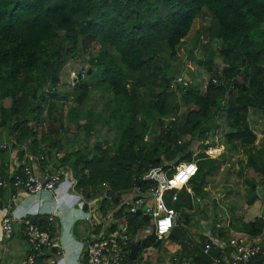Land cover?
<instances>
[{
	"label": "trees",
	"instance_id": "1",
	"mask_svg": "<svg viewBox=\"0 0 264 264\" xmlns=\"http://www.w3.org/2000/svg\"><path fill=\"white\" fill-rule=\"evenodd\" d=\"M204 10L212 14L213 24L198 65L211 72L213 60L221 56L224 67L217 74L219 84L211 82L203 94L194 82L186 83L178 95L169 91L171 79L164 59L167 52L171 58L177 55ZM85 39L87 53L81 58L75 51ZM69 59L88 62L96 74L95 85L85 81L65 95L77 102L68 114L69 126H78V131L88 136L89 128L100 125H114L118 132L115 154L110 143L97 142L92 151L82 144L54 160L56 168L74 171L76 191L85 198L96 197L104 184L114 194L130 189L137 175L166 161L191 162L194 141L201 142L204 149L215 146L210 134L219 114L225 115L228 143L252 145L257 140L248 118L250 110L264 112V0H0V131L6 129L17 144L12 150L18 151L19 158L27 152L45 153L40 149L42 142L58 147L52 143L51 134L59 129H50L43 137L41 128L58 106L60 73ZM240 76L242 82L238 81ZM48 82L51 92L46 91ZM94 94L101 95L104 111L86 115L85 105L94 100ZM192 105L197 110L179 116L182 107ZM81 117L91 120L90 126L80 124ZM149 118L171 123L167 132L160 125L153 144L147 142ZM66 145H77V139H70ZM217 150L211 149L210 154L219 155ZM198 159L191 188L206 198L207 176L219 162L201 153ZM256 161L251 159L252 164ZM13 171L21 172L22 167L15 164ZM256 171L262 179L252 183L250 204L259 199L258 185H264V161ZM8 178L5 173L3 179ZM175 192L165 195V203L182 211L188 223L194 208L192 199L183 189L173 202ZM104 205L108 206V201ZM262 205L264 208V199ZM213 214L214 227L217 223L231 224L220 230L223 239H228L231 231L251 238L264 235V209L248 224H239L234 214L224 218L217 210ZM128 217L139 233L149 226V220L140 215ZM188 224H179L162 242L151 235L141 244L144 248L154 243L158 248H173L181 260L191 264H215L225 258L230 261V253L205 235L200 236V242L188 238L183 232ZM261 259L264 257L250 264Z\"/></svg>",
	"mask_w": 264,
	"mask_h": 264
},
{
	"label": "built area",
	"instance_id": "2",
	"mask_svg": "<svg viewBox=\"0 0 264 264\" xmlns=\"http://www.w3.org/2000/svg\"><path fill=\"white\" fill-rule=\"evenodd\" d=\"M89 71L71 72L69 85L74 89L79 83L87 81ZM186 77L177 76L171 83L170 89H177L185 85ZM213 85H218L217 78L212 80ZM62 134L63 130L59 129ZM17 146L15 142L0 144V150H9ZM211 149H222L219 147H207L205 152L208 156ZM219 154V155H220ZM191 162H164L137 175L130 189L120 193H113L111 187L104 184L101 192L90 199L79 194L86 209L84 220L91 226L94 233L92 238L85 237L86 255L88 264H127L130 261L133 245H141L142 242L154 235L156 242L166 240L182 220V211L169 208L165 203V195L172 194L173 202L178 200V193L187 189L195 207L202 206L204 199L196 195L191 188V182L198 173L199 159ZM213 157V156H212ZM208 159V157H206ZM48 160L47 155L42 152L34 155L27 152L21 160L22 171L11 173L8 179L0 178V190L8 193L6 214L1 221V231L4 240L10 241L16 233L15 220L12 216L14 211L13 202L17 194L32 197L42 193L53 194L58 186L65 180L72 178L74 189L76 190L77 180L74 178V171L69 167L56 168L51 166L46 169L44 175L35 172L36 165L44 164ZM257 192H264V185L257 187ZM259 196V195H258ZM108 201V206L104 205ZM4 202V196L0 194V204ZM111 203V204H110ZM183 210V209H182ZM130 215H140L141 218L149 220V226L139 233L138 226H131ZM220 216V215H219ZM225 216L230 214L225 211ZM230 223H227L229 227ZM56 228L54 217H50L47 226L41 227L38 224L26 220L24 222L23 237L29 245L31 252L28 258L19 264H39L47 254L48 250L61 249V246L51 237L52 231ZM239 237L230 241V261L229 264H250L252 261L264 257V243L252 241L246 234L239 233ZM136 237V244L133 242ZM258 240V238H255ZM210 249L207 246L206 252ZM61 254L58 251V255ZM175 264H191L190 261L181 260L178 256L173 258ZM51 264H56L54 261Z\"/></svg>",
	"mask_w": 264,
	"mask_h": 264
},
{
	"label": "rangeland",
	"instance_id": "3",
	"mask_svg": "<svg viewBox=\"0 0 264 264\" xmlns=\"http://www.w3.org/2000/svg\"><path fill=\"white\" fill-rule=\"evenodd\" d=\"M195 22L196 23L192 28L191 34H189L178 47L177 55L171 58L169 57L170 53L167 52L164 60L166 71L171 79V82L177 76L189 77L190 80L187 83L194 82L196 89L205 94L208 90L209 84L213 79L217 78V74L222 71L224 64L222 57L218 55L213 60L211 72L198 65L199 60L202 58V46L207 44L209 41V31L213 24V16L208 10H204L202 15ZM196 45L198 46L195 47ZM87 48L88 42L85 39L82 41L79 49L75 51V54L82 58L84 54L87 53ZM85 69L89 72L92 69L90 68L88 62L81 59H69L64 68L61 70V85L57 89L59 94V98L57 100L58 106L51 114H49V116H47V118H45V120L47 119L48 121H43L44 124L41 128V135L44 137L47 134L46 136H48L50 134V129H62L63 134H66L65 139L62 140L64 141V144H67L70 139H77V145L67 146L68 149L66 150V153L72 150H78L80 148L79 145L82 144L92 151L97 142H108L113 147V153L115 154V149L117 148L118 143V132L114 125H100L95 127V129L89 128V136L83 130L78 131V126H69L68 114L73 108L77 107L76 100L73 98H65V95L73 90L69 85L70 74L71 72H81ZM38 70L41 71L42 66H40ZM95 80L96 74L93 73L88 76L86 83L93 86L95 85ZM242 80L243 76L238 77V81L242 82ZM183 86L184 85L177 89H170L169 85V91L180 95V89ZM46 91H52V85L49 82L47 83ZM94 91L99 93L97 88H95ZM92 98L94 100L89 101V103L85 105L84 110L86 111V115L89 111L99 115L104 111L103 103L100 102L101 95L94 94ZM9 105V102H7L6 107H9ZM192 110H197V108L193 105L187 108L182 107L179 112V116ZM82 119L83 117H81L79 121ZM90 121L91 120H88L87 118L85 121L82 120L80 124H89L90 126ZM93 121L94 125H97V122L95 120ZM160 122V119L155 118H149L148 120L147 134L149 137L147 142L150 144L157 142L156 135L160 125H162V130L165 132H167V130L171 127L169 120L162 122V124ZM248 122L251 130L257 137V140L252 145L244 144L239 141L232 143H228L226 141L228 128L225 123L224 114L216 116L210 134L212 140L215 142V146L222 149V153L220 155L210 157L205 152L203 146H201V142L194 141L192 143L190 151L195 154L194 159H198L201 153L205 154L208 159L219 162L216 170L212 171L207 176L204 188L206 198H203V205L198 206L197 208L195 207V212L191 214L193 216L192 220L195 227L191 224L184 226V233L186 236L195 242L199 241L201 233H204V231H208L214 227V210H217L219 214L222 213L221 215H224L225 211H227L230 215L234 214V217L238 218L239 224L242 222V224L254 222L259 217H257V215L260 214V210L259 212L249 213L248 207L253 205L249 203L252 199V183L259 182L258 179H262L256 170L260 166V163L264 161V112L250 110ZM3 132H6V135L8 134L6 129H2L0 131V136ZM59 136L63 135L59 132L51 134V138L53 140L52 143L59 140ZM11 142L14 141L10 140L9 142L3 143ZM44 144L48 149L47 152L51 156V159H59V157H56L55 155L52 156V153L50 152L51 147H49L51 143L46 141ZM254 158H257V161L255 164H252L251 159ZM247 219L249 220L248 222ZM232 221L233 218H231V223ZM181 223H185L183 217L180 224ZM222 224L224 226L223 228H228V226L226 227V224Z\"/></svg>",
	"mask_w": 264,
	"mask_h": 264
},
{
	"label": "crops",
	"instance_id": "4",
	"mask_svg": "<svg viewBox=\"0 0 264 264\" xmlns=\"http://www.w3.org/2000/svg\"><path fill=\"white\" fill-rule=\"evenodd\" d=\"M189 34H191V32ZM62 135L63 136H59V140L54 143L57 144L58 147L49 146L51 147L50 152L52 156L55 155L59 157V160L66 155V150L68 149L67 145L62 141L65 139L66 134L64 135L62 133ZM39 140L42 142L41 135L39 136ZM9 141V134L6 135V132H3L0 136V143ZM40 149L45 150V154L48 150L43 142ZM217 151L221 152L219 149ZM46 155L48 157L47 163L36 165L35 167V172L38 175H44L46 169L55 166L54 160L57 161V159H51L49 153ZM21 160L22 158L18 157L17 150H12V148L9 150H0V178H3L5 173L10 175L14 172L15 164L21 167ZM73 183L74 181L72 178L65 180L58 186L53 194L42 193L38 196L28 198L22 194H17L13 202L14 211L12 212L16 225V233L14 237L7 242L2 235L1 221L6 214L8 193L4 192L2 194L4 196V202L0 204V264H19L25 261L31 249L23 237L24 222L30 220L44 228L47 226L50 217H54L56 222V228L52 231L51 237L61 246V249L48 250L46 256L39 264H51L53 261L56 264H87L86 244L83 238H92L94 233L91 226L84 220L86 209L82 201L79 200V193L74 189ZM257 194L259 195V199L255 201L252 206L250 205L248 209L249 213L259 212L260 210V214L257 215V217H260L264 209L262 205L264 193L261 192L259 194L257 192ZM221 214L222 213L219 214L220 217H222ZM192 219L193 216L188 223L195 227ZM248 221L247 219V222ZM188 223L185 222V224ZM221 224L222 223H217L215 227L208 231H204L201 235H205L214 245H220L231 254L230 241L238 238L240 234L231 231L228 239H223L220 230L224 226ZM227 226L226 224V227ZM136 239V237H133L134 244H136ZM252 241H261L264 243V235L258 238V240L252 238ZM58 251H60L61 254L58 255ZM177 255V251H174L173 248H165L164 246L158 248L157 243H154L143 248V250L138 253L137 259H130L127 264H175L173 258ZM215 264H229V262H227L225 258L223 262H216Z\"/></svg>",
	"mask_w": 264,
	"mask_h": 264
},
{
	"label": "water",
	"instance_id": "5",
	"mask_svg": "<svg viewBox=\"0 0 264 264\" xmlns=\"http://www.w3.org/2000/svg\"><path fill=\"white\" fill-rule=\"evenodd\" d=\"M91 74H92V71L89 72V75H91ZM186 80L189 81V80H190L189 77H186ZM141 250H143V247H142L141 245H138V244L133 245V246H132V251H131V256H130V258H131L132 260H136V259H137V256H138V253H139ZM253 264H264V259L257 260V261H255Z\"/></svg>",
	"mask_w": 264,
	"mask_h": 264
}]
</instances>
